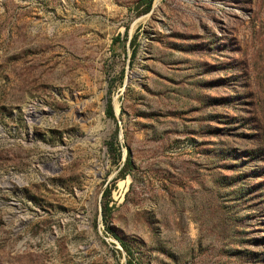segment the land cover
Returning <instances> with one entry per match:
<instances>
[{
  "label": "rangeland",
  "instance_id": "374dc122",
  "mask_svg": "<svg viewBox=\"0 0 264 264\" xmlns=\"http://www.w3.org/2000/svg\"><path fill=\"white\" fill-rule=\"evenodd\" d=\"M114 236L264 264V0H0V264H126Z\"/></svg>",
  "mask_w": 264,
  "mask_h": 264
},
{
  "label": "trees",
  "instance_id": "16d2710c",
  "mask_svg": "<svg viewBox=\"0 0 264 264\" xmlns=\"http://www.w3.org/2000/svg\"><path fill=\"white\" fill-rule=\"evenodd\" d=\"M151 3H152V0H146V11H148L149 10V8H150V6H151ZM107 115L108 116H110V117H114L113 116V112H112V108H111V104H110V102L108 101V103H107ZM128 161H129V159H128V157H126V159H125V161H124V165L126 164V163H128ZM108 192V191H107ZM107 194V193H106ZM107 202H105V204H104V207H103V209H102V218H103V220L105 219V210L107 209ZM106 223V222H105ZM106 226H105V229L106 230H110L109 229V227H108V225H107V223L105 224ZM117 240H118V242H119V244L122 246V248L124 249V251L126 252V256H127V259H126V264H137L136 262H134V260H133V258H132V254H131V251H130V248H129V246L123 241V240H121V238H118V237H116V236H114Z\"/></svg>",
  "mask_w": 264,
  "mask_h": 264
},
{
  "label": "bare ground",
  "instance_id": "6f19581e",
  "mask_svg": "<svg viewBox=\"0 0 264 264\" xmlns=\"http://www.w3.org/2000/svg\"><path fill=\"white\" fill-rule=\"evenodd\" d=\"M30 113V116L34 119V120H37L38 119V114H36V112L33 110L29 111ZM73 112H79V107L78 106H75L73 108Z\"/></svg>",
  "mask_w": 264,
  "mask_h": 264
}]
</instances>
